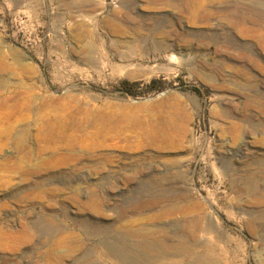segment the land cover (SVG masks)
Wrapping results in <instances>:
<instances>
[{"label":"rangeland","instance_id":"1","mask_svg":"<svg viewBox=\"0 0 264 264\" xmlns=\"http://www.w3.org/2000/svg\"><path fill=\"white\" fill-rule=\"evenodd\" d=\"M197 1L0 0V264H264V0Z\"/></svg>","mask_w":264,"mask_h":264},{"label":"bare ground","instance_id":"2","mask_svg":"<svg viewBox=\"0 0 264 264\" xmlns=\"http://www.w3.org/2000/svg\"><path fill=\"white\" fill-rule=\"evenodd\" d=\"M177 2L178 1H176V3H174L173 8H174V6L177 9H181L182 6L185 7L182 4L179 5V3H177ZM171 6H172V4H171ZM215 9H217V8L215 6H213V4H207V3L199 0V1H197L196 7L194 9V13H192V14L194 15L195 19L199 20V19H202V18L210 16ZM184 10L185 11H189V8L185 7ZM243 21L244 22H242V24H245L246 23L245 19H243ZM246 27H247V25H246ZM131 234L133 235V237H137V238L142 237L143 235H145V233L141 232V231H135V232H132ZM136 246L138 248H143L146 252L147 251H151V252L154 251L153 247L151 245H149V244L147 245L145 243H139L138 245L136 244ZM170 249H171L172 252H174V255H173L174 257L175 256H182L183 254H190V256H191V253H192L186 246H183V245L170 246ZM150 260H151L150 257H148V258L142 260V263L144 262V264H148V263H150ZM159 262H160V260H159Z\"/></svg>","mask_w":264,"mask_h":264},{"label":"trees","instance_id":"3","mask_svg":"<svg viewBox=\"0 0 264 264\" xmlns=\"http://www.w3.org/2000/svg\"><path fill=\"white\" fill-rule=\"evenodd\" d=\"M152 84L154 85L155 84V81H153Z\"/></svg>","mask_w":264,"mask_h":264}]
</instances>
